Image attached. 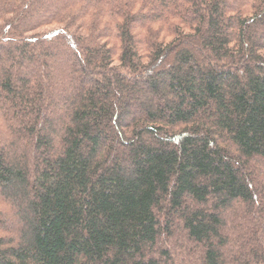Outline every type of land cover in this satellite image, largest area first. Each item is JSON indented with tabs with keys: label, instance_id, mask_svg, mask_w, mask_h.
<instances>
[{
	"label": "trees",
	"instance_id": "trees-1",
	"mask_svg": "<svg viewBox=\"0 0 264 264\" xmlns=\"http://www.w3.org/2000/svg\"><path fill=\"white\" fill-rule=\"evenodd\" d=\"M0 264H264V0H0Z\"/></svg>",
	"mask_w": 264,
	"mask_h": 264
}]
</instances>
